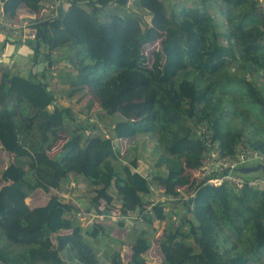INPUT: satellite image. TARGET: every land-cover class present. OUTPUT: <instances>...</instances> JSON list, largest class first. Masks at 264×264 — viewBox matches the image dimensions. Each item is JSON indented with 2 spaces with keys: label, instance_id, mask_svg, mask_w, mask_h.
Segmentation results:
<instances>
[{
  "label": "trees",
  "instance_id": "16d2710c",
  "mask_svg": "<svg viewBox=\"0 0 264 264\" xmlns=\"http://www.w3.org/2000/svg\"><path fill=\"white\" fill-rule=\"evenodd\" d=\"M64 1L43 17L53 0H0L5 20L20 10L33 15L34 37L25 42L31 61H43L40 71L25 76L8 69L0 74V148L12 154L0 170V261L148 264L150 240L137 225L156 221L163 224L155 238L160 264L264 263V186L210 184L189 172L201 164L205 147L193 133L197 125L208 128L224 156L239 147L264 154V87L256 84L258 77L264 83V13L254 0H214L218 20L204 0L192 6ZM155 41L147 63L142 48ZM62 60L72 69L70 91H85L91 96L86 107L95 100L104 115L115 117L105 131L98 120L74 121L70 108L55 101L45 75L56 74ZM66 122L71 131L60 152L49 155V141ZM138 134L160 147L142 172L133 140ZM114 138L129 139L124 154ZM70 174L93 185L87 211L135 216L125 259L123 240L111 238L103 263L92 247L106 235L103 222L82 226L75 215L81 203L53 192ZM152 184L170 198L152 202ZM36 188L49 196L31 207L25 197Z\"/></svg>",
  "mask_w": 264,
  "mask_h": 264
},
{
  "label": "rangeland",
  "instance_id": "374dc122",
  "mask_svg": "<svg viewBox=\"0 0 264 264\" xmlns=\"http://www.w3.org/2000/svg\"><path fill=\"white\" fill-rule=\"evenodd\" d=\"M166 3L168 2H174L176 4H182L184 6H192V5H199L201 2L200 0H163ZM205 2V1H204ZM207 8L210 10V12H214L217 10V7L215 3L209 2V5L206 4ZM23 12V11H20ZM24 13V12H23ZM142 19H145V21L148 19L147 14L142 15ZM2 32L5 34V36H9L10 38L15 37L11 36L10 33L7 30L2 29ZM17 34V36L20 38V34ZM15 36V35H14ZM13 40V41H14ZM10 42V41H9ZM16 47V46H15ZM158 47L157 41L151 44H145L142 48L145 59L147 63L151 61V52ZM30 48V47H29ZM53 53V52H52ZM27 52L25 53V55ZM56 54V53H55ZM28 55V54H27ZM31 54H29L30 56ZM31 60V58H30ZM29 61V60H28ZM31 64L30 62L27 63L26 61V68H28V65ZM43 68V67H42ZM41 68V69H42ZM14 69H18V66L13 67V64L10 63L8 70L11 72L14 71ZM19 69L22 70V67ZM40 69V70H41ZM39 70V71H40ZM26 72V71H25ZM55 72V71H54ZM72 69L69 65L66 64V61L62 60L59 62V66L57 67L56 74H51L50 76L45 75V78L51 87V89L54 92L55 101L59 104H62L63 106L69 107L72 112V119L74 121L76 120H98L101 122L99 124V127L102 130H106L107 126L109 127L110 124L115 119L114 116H106L104 113L100 110L98 106L97 101H93L90 107H86V102L89 98H91L90 94L86 93L85 91H80L73 93L71 92V86L68 85L69 76L72 74ZM48 73V72H47ZM26 74V73H22ZM55 75V76H54ZM256 84L258 87H264V83L262 82V78L258 77L256 79ZM87 115H93L92 118L87 117ZM69 121V120H67ZM70 122H66L64 124V128L62 127L60 131L56 134L55 138H51L49 141V144H53L48 149V154L53 155L57 154V152H60V148L62 146L63 139L69 134L68 131H71L69 129ZM84 136V135H83ZM134 141H137L138 144V150L136 152V155L138 157V167L141 171L145 170L147 165L154 163V160L156 159L160 147L155 144L154 138L149 137L144 134H138L133 138ZM115 147L124 154L128 148L129 139L127 138H114L113 139ZM132 142V140H131ZM12 154H9L5 150L0 148V170L4 168L12 159ZM25 172V169H17V173L19 175H22ZM196 177V176H195ZM63 182L66 183V185H63ZM62 182V185L57 190L54 189L53 192L57 193L60 198L69 199L73 201L75 204H80L81 208H84V205L87 204V197L93 194V185H90L88 181H86L82 176L80 175H68L66 179ZM4 183L3 180L0 177V185ZM108 192L112 195L113 201L111 204L116 203L117 195L115 194V190L112 186L108 187ZM49 193H46L42 191L39 188L34 189L31 191L27 197H25V201L29 206H36V205H42L44 204L48 199ZM80 202V203H79ZM119 218L116 217L115 214H113L111 217H105L102 219L101 222L105 225V231L106 235H101L100 237H97V240L92 243V240L85 236L84 238L92 243V247L94 251L96 252L97 257L103 262H107V257L104 253L105 246L107 242L109 243L111 238H118L120 240H123V246H122V258L125 259L127 256V242L131 241L132 236L134 235V230H131V226L133 224V218L126 219L122 221L123 225L118 223ZM163 226L162 222H156L154 221L152 224L148 225H137V228H145L146 227V234L150 240V245L148 249L145 252L146 261L148 264H160V252L158 250L157 244H156V235L159 234L160 228ZM109 237V238H108ZM115 245L113 241V246ZM61 257L64 258V252H60ZM264 264V263H261Z\"/></svg>",
  "mask_w": 264,
  "mask_h": 264
},
{
  "label": "built area",
  "instance_id": "2783aa9c",
  "mask_svg": "<svg viewBox=\"0 0 264 264\" xmlns=\"http://www.w3.org/2000/svg\"><path fill=\"white\" fill-rule=\"evenodd\" d=\"M254 2L257 8L264 13V0H254ZM126 3L130 5L131 0H127ZM66 4L67 3L64 0H53L52 3L44 6L42 16L46 17L54 15L59 6H66ZM33 18V15L20 17L19 21H8L3 18L0 19V23L3 27L11 29L13 32L20 34V38L25 42L26 38L34 37L35 32L33 27ZM54 67H56V65H54ZM193 133L199 137L205 146L203 149V158L201 164L197 169L189 170L193 176L200 177L204 180V182L210 184L226 182L235 186H239L243 183L254 187L264 186V175L260 172V170L254 171L253 174L247 176L246 178L240 174L241 172L237 171V167L239 166L254 165L256 163H261L264 165L263 153L253 148L239 147L233 156H224L219 152L217 142L211 140L209 136V130L205 125L195 126ZM137 171L142 172L139 167ZM150 188L152 190L150 197L152 202L170 198V196H165L156 185L152 184ZM75 215L81 221L82 226H88L93 221H102V219L107 216L103 212L96 213L94 209L87 211L81 207L78 212L75 213ZM111 216L112 215H110V217ZM116 217L126 223V219H132L135 216L133 214H127L123 216L116 215Z\"/></svg>",
  "mask_w": 264,
  "mask_h": 264
},
{
  "label": "crops",
  "instance_id": "0c3cea01",
  "mask_svg": "<svg viewBox=\"0 0 264 264\" xmlns=\"http://www.w3.org/2000/svg\"><path fill=\"white\" fill-rule=\"evenodd\" d=\"M204 1L208 5H209L210 1H211V3H214L213 2L214 0H204ZM20 11L24 12V10H20ZM20 11H17L18 14L14 19H12L13 21L14 20L19 21L20 17L32 15V14L27 15V13H19ZM210 14L212 16H215L214 17L215 19H217V20L219 19V16H218L219 14H218L217 10H215L214 12H210ZM0 19H3L2 15H1V2H0ZM2 29L7 30L11 36L15 37L16 40H14L13 38H10L9 36H5V34L2 32ZM14 33L15 32H13L11 29L3 27L2 24L0 23V62H4L5 60L3 61V57L7 56L8 60L5 61L7 69L9 67L10 63H12L13 67L18 66V69H14V71L18 72L19 74H21L23 76H25L28 73V71H32V72L39 71L33 67L39 61L32 62L30 60L29 54H31V49L26 44V42H24L21 38H19L17 36V34H14ZM26 52L28 55L27 54L25 55ZM26 61H27V63H29V62L31 63L28 65V68H26L27 66H25ZM41 62L43 64V61H41ZM20 67H22V70L19 69ZM42 67H43V65H42ZM7 69H4V70H7ZM23 72L26 74H22ZM0 74H1V70H0Z\"/></svg>",
  "mask_w": 264,
  "mask_h": 264
},
{
  "label": "water",
  "instance_id": "95a60500",
  "mask_svg": "<svg viewBox=\"0 0 264 264\" xmlns=\"http://www.w3.org/2000/svg\"><path fill=\"white\" fill-rule=\"evenodd\" d=\"M7 61L8 57L4 56L3 57V61ZM4 62H0V70L3 71L4 69H7L6 64ZM42 62L39 61L37 62L33 67L36 68L37 70H40L42 67ZM260 170V172L264 175V165H262L261 163H256L254 165H248V166H239L237 167V171L242 172V173H247V172H254V171H258ZM0 264H4L0 261Z\"/></svg>",
  "mask_w": 264,
  "mask_h": 264
}]
</instances>
